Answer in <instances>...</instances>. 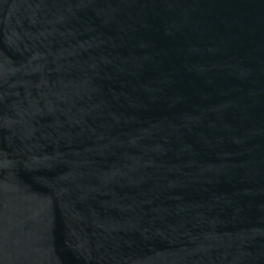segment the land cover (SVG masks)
I'll return each mask as SVG.
<instances>
[{
    "label": "water",
    "instance_id": "obj_1",
    "mask_svg": "<svg viewBox=\"0 0 264 264\" xmlns=\"http://www.w3.org/2000/svg\"><path fill=\"white\" fill-rule=\"evenodd\" d=\"M0 264H264V0H0Z\"/></svg>",
    "mask_w": 264,
    "mask_h": 264
}]
</instances>
